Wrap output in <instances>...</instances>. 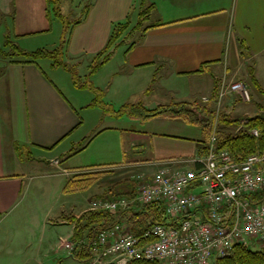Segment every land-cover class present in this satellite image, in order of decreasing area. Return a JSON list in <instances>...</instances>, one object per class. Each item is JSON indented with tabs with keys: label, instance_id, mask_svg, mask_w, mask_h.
<instances>
[{
	"label": "crops",
	"instance_id": "crops-1",
	"mask_svg": "<svg viewBox=\"0 0 264 264\" xmlns=\"http://www.w3.org/2000/svg\"><path fill=\"white\" fill-rule=\"evenodd\" d=\"M64 3L70 16L63 14L72 22L64 59L76 70H83L84 76L89 75L96 55L105 48L114 24L132 20L134 10L140 17L141 11L151 8L145 21L149 24L143 23L134 40L126 38L88 77L116 109L126 103L142 102L153 108L172 101H199L211 103L217 110L218 100L212 98L216 80L225 77L237 81L250 76L251 70L258 78V68L252 62L264 55V0H62V12ZM27 5L35 15L32 22H15L18 28L24 27L17 30V36L36 33L24 31L27 27H46L53 15L48 0H0V28ZM70 17L75 18L72 21ZM6 33L10 36L7 26ZM240 40L248 45L249 55L241 54ZM44 47L36 44L19 48L33 52ZM0 50L4 51L2 47ZM42 59L26 62L22 56L0 52L1 243L6 235L2 226L25 217L28 202L33 199L31 193L36 189L43 194L39 184L46 178L62 197L68 192V180L82 169L156 166L172 158L205 154L206 135L201 125L194 127L179 118L141 121L107 113L91 106L95 98L92 90L67 79L70 70L53 65L50 59L51 76ZM204 63L205 70L199 72ZM60 85L71 92L73 101ZM87 90L92 95L84 102L80 92ZM99 120L100 124L93 126ZM56 160L59 166L52 163ZM76 199L69 207L60 206L56 219L45 215L42 221L35 215L36 227L43 222L45 231L57 229L59 238L53 254L57 264H80L62 243L73 235L72 218L90 209L93 197Z\"/></svg>",
	"mask_w": 264,
	"mask_h": 264
},
{
	"label": "built area",
	"instance_id": "built-area-1",
	"mask_svg": "<svg viewBox=\"0 0 264 264\" xmlns=\"http://www.w3.org/2000/svg\"><path fill=\"white\" fill-rule=\"evenodd\" d=\"M239 93L250 101L248 85L240 80L218 82L217 100ZM204 101H208L204 98ZM220 109L203 156L177 157L159 163L154 175H137L134 199L97 198L91 210L126 209L133 204L163 202L167 222L150 223L138 236L118 223L93 241L97 251L80 264H128L133 260L161 264H211L228 256L237 244L264 248V151L239 161L219 147ZM256 136L259 131L254 129ZM59 166V161L54 162ZM62 246L74 250L71 241Z\"/></svg>",
	"mask_w": 264,
	"mask_h": 264
},
{
	"label": "trees",
	"instance_id": "trees-1",
	"mask_svg": "<svg viewBox=\"0 0 264 264\" xmlns=\"http://www.w3.org/2000/svg\"><path fill=\"white\" fill-rule=\"evenodd\" d=\"M62 0H48L52 6V12L60 17L64 22L72 23L63 14L61 9ZM151 8L140 12L139 20L136 24L128 18L124 22L114 24L111 36L105 46L100 51L92 64L91 71L86 77L96 72L114 52L116 47L125 42L126 38L140 31L143 23L150 17ZM77 21H75L76 23ZM148 28H144L143 32ZM65 44L66 38L62 37L60 46L53 50L38 49L33 52L21 50L16 44H12L13 52H0L5 56H22L26 62H36L42 58H50L53 65L62 66L70 71L76 69L73 65L65 61ZM134 43H131V47ZM241 54L249 55V47L244 40L239 41ZM206 63H204L199 72L205 70ZM73 68V69H72ZM73 72V79L75 84L86 87L95 93L94 101L91 106H98L107 113L115 114L118 117L127 115L132 119L147 121L156 117L179 118L188 123L201 125L205 131L207 150L210 137L213 130V125L216 118V111L211 103L203 104L199 101H172L167 104H159L156 107H146L144 103H126L119 108H114L110 103L104 100L105 93L102 89L95 86L90 80L80 85L79 77L76 72ZM250 79L254 86L264 94V88L260 84L258 78L251 70ZM218 82L216 80L215 88L212 94L213 99H217ZM256 129L259 135L256 136L252 131ZM218 145L230 150L236 160H243L249 154L258 151H264V115L257 114L255 116L232 117L225 111H220L219 129H218ZM95 177L90 174L77 173L68 180L65 190L78 191L85 190L92 186L91 181ZM139 182L135 178L127 177L117 180L112 183L104 192L98 195L97 198H111L117 199L120 197H127L134 199L137 196ZM264 196V194H263ZM165 205L163 202H156L150 204H133L126 209L118 210H85L78 216L72 218L74 222V232L70 241L74 244L73 254L80 262L89 261L93 258L97 251V247L93 245V241L97 238L100 232L107 230L118 223L126 225V228L135 235H142L149 229L150 223L167 222L165 213ZM128 264H161L158 261L149 260H133ZM211 264H264V248L254 249L251 246L244 244H237L233 251L225 257L214 258Z\"/></svg>",
	"mask_w": 264,
	"mask_h": 264
},
{
	"label": "rangeland",
	"instance_id": "rangeland-1",
	"mask_svg": "<svg viewBox=\"0 0 264 264\" xmlns=\"http://www.w3.org/2000/svg\"><path fill=\"white\" fill-rule=\"evenodd\" d=\"M27 6L28 7L20 9L16 16L15 14L14 16H11L9 21L6 24H3V26L0 28V47H2L4 51L9 53L13 52V43L17 44L20 48L41 44V46H45L43 49L46 48L48 50H53L60 46L63 36H65V38L70 36L71 29L69 28V23L64 22L53 12V15H51V20L49 19L50 21L48 20V22H46V27H41V25L31 26L32 28L27 27L28 29L25 28L24 31L30 32L28 30H34L36 33L18 37L17 30L22 31L24 27L22 26L18 28L15 25V22L18 24V19L22 20L23 22H32V17L35 15V13L31 11L29 5ZM64 6L63 13L70 16L67 10V3H64ZM74 18L75 17H70L72 21ZM135 20L136 23L139 20L137 10H134L132 13V21ZM145 24L148 25L149 23L146 22ZM6 26L10 29L11 37L6 33ZM135 37L136 36L134 34L131 35L130 40H134ZM10 40L13 42L10 43ZM49 62H51L50 58H44L41 60V64L44 66L47 72L53 76L54 72L48 65ZM252 66H255L256 69L258 68V78L264 88V55L256 58L252 62ZM74 71L75 70L73 69L72 71L68 72V76H66L68 77L67 79H73ZM82 71L83 70L75 71L79 77V83H85L89 79L88 77L84 76ZM228 78L232 79L231 77ZM239 80L245 82L248 85L251 94V100L247 101L242 99L239 93L229 94L223 98L220 105L218 101L216 102V109L219 108L220 111H225L232 117L255 116L257 114L264 115V94L254 86L249 75L240 77ZM63 90L66 96L73 101L74 97L72 96L71 92L66 88ZM91 93L92 92L89 90L80 92L82 100L87 102L89 99L88 95H92ZM201 97L202 95L196 97L195 99H200ZM98 124H100V120L95 121L93 126H98ZM191 125L194 127L196 126L195 124ZM91 126L92 125L88 124V127ZM158 167L159 164H156V166H154V164L138 166L126 164L118 167H95L82 169L80 173L90 174L91 176L95 177L91 181L92 186L85 189L84 192L82 190L65 192L62 197V193L59 194L56 192L54 183L48 181L47 178L42 180L39 184V187L44 188V193L41 194L42 190L36 189L31 193V198L33 199H30V202H28V206L25 211V217L21 218L15 223H5V225L2 226L5 228L3 232L6 235L5 241L2 243L0 242V264H57L58 262L55 263V261H53V254L56 246L55 244L59 238L57 229L49 228V230L45 231L43 226H41L43 222H41L40 226L36 227L35 215L42 217V221H44L43 218H45V215H49L50 218L56 219L59 214L58 209L60 206L65 205V207H69L70 204L72 205L75 203L77 200L76 198H83L79 200L85 201L87 199L84 198L93 197L92 200H95L98 197L97 195L102 194L106 187L108 188L110 185H112L111 182L127 177L134 178L137 175L151 177L158 170ZM47 170L51 171L49 168H47ZM49 185L51 186L50 189H48ZM29 226L30 228H28ZM251 247L254 249L260 248L258 243H253ZM50 250H52V253L48 257L46 254ZM66 256H68V254H66ZM42 259L44 262L40 263Z\"/></svg>",
	"mask_w": 264,
	"mask_h": 264
}]
</instances>
